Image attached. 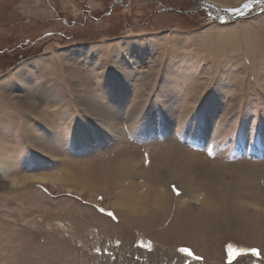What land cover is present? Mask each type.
Instances as JSON below:
<instances>
[{
	"label": "rangeland",
	"instance_id": "obj_1",
	"mask_svg": "<svg viewBox=\"0 0 264 264\" xmlns=\"http://www.w3.org/2000/svg\"><path fill=\"white\" fill-rule=\"evenodd\" d=\"M219 1L0 0V264H264V4Z\"/></svg>",
	"mask_w": 264,
	"mask_h": 264
},
{
	"label": "bare ground",
	"instance_id": "obj_2",
	"mask_svg": "<svg viewBox=\"0 0 264 264\" xmlns=\"http://www.w3.org/2000/svg\"><path fill=\"white\" fill-rule=\"evenodd\" d=\"M67 1V0H66ZM214 1V0H213ZM216 1V0H215ZM236 0H223V1H219V2H217V3H219L220 5H225V6H227V5H231L233 2H235ZM65 3V2H64ZM68 3V2H67ZM97 6H99V5H97ZM70 7H71V5H70ZM72 8V11L73 12H77L76 11V9L75 8H73V7H71ZM125 10V9H124ZM213 27V26H212ZM231 28L232 27H228L226 30H231ZM214 30H217L218 31V33L215 35V37H217V38H221V34H220V32L221 31H223L225 28H219V27H214L213 28ZM208 31H210L211 32V30L212 29H207ZM176 33L174 32V31H172V32H169V34H166V35H164L163 36V39H165V38H169V39H181V37L179 36V35H175ZM204 34H207V33H205L204 32V30H202V31H200V32H198V33H193V34H191V35H189L190 37H198L197 39H203V40H207V38H206V36L204 35ZM201 35V36H200ZM168 39V40H169ZM166 40V39H165ZM213 40V39H212ZM175 41V40H174ZM179 41V40H178ZM194 41H196V40H194ZM200 48V47H199ZM232 51V50H231ZM74 68V67H73ZM72 68V69H73ZM182 68V70L184 71V68L183 67H181ZM87 89V88H86ZM94 98V97H93ZM88 102H91L89 99H88ZM92 104H94L95 106H98V107H101L100 105H98L96 102H94L93 101V103ZM115 130V129H114ZM117 131V130H116ZM115 131V132H116ZM119 132V131H118ZM113 133H114V131H113ZM118 135V137H122V134L121 133H119V134H117ZM178 147V146H177ZM179 148V150H181L182 151V153H184L183 154V157L186 159V160H188L189 162H190V164L191 165H193V164H195V165H200V166H202V164L201 163H204V166H205V168H210V163L208 162V160L206 159V158H204L203 156H199V155H197V154H193V153H191V152H188L187 150H185V149H183V148H180V147H178ZM139 158V157H138ZM192 159V160H190V159ZM2 163V162H1ZM4 163V162H3ZM76 163H78V162H76ZM4 165V164H3ZM75 166V165H74ZM198 168V167H197ZM141 169V168H140ZM211 169V168H210ZM81 170H83V169H81ZM210 172L211 173H209V174H211V175H215L216 173L214 172V170H210ZM75 173V172H74ZM63 175V174H62ZM61 175V176H62ZM73 175V174H72ZM65 176V175H64ZM75 176V175H74ZM13 177H15L14 175H13ZM58 177H60V176H57V178ZM76 177V176H75ZM48 178H49V180H51V181H56V182H54V183H57L58 185H61V184H63V179L62 178H60V179H53V177H49L48 176ZM65 178V177H64ZM81 179V178H80ZM82 181V180H81ZM80 181V182H81ZM84 182V181H83ZM83 184V183H82ZM85 184V183H84ZM127 184V183H126ZM130 184V183H129ZM73 186V185H72ZM136 187V186H135ZM247 187V186H246ZM126 190V189H125ZM128 191V190H127ZM126 191V192H127ZM135 192V191H134ZM160 193V192H159ZM129 194V193H128ZM130 195V194H129ZM128 195V196H129ZM128 196H126L125 198H124V202H122V204L124 203V205L125 206H128L127 205V203H129L128 201L130 200V197L131 196H129V199H128ZM119 196H117L116 198H118ZM119 200V199H118ZM133 202V201H132ZM153 202V201H152ZM135 203V202H134ZM147 203V202H146ZM155 203H156V201H155ZM149 204V203H148ZM133 207V206H132ZM137 207L138 206H136V207H133V208H135V209H137ZM129 208V207H128ZM134 210V209H133Z\"/></svg>",
	"mask_w": 264,
	"mask_h": 264
},
{
	"label": "water",
	"instance_id": "obj_3",
	"mask_svg": "<svg viewBox=\"0 0 264 264\" xmlns=\"http://www.w3.org/2000/svg\"><path fill=\"white\" fill-rule=\"evenodd\" d=\"M250 3H252V2H250ZM249 3V4H250ZM228 13L229 14H235V15H237V16H244L243 14H241L242 12H241V9H238V10H228Z\"/></svg>",
	"mask_w": 264,
	"mask_h": 264
}]
</instances>
